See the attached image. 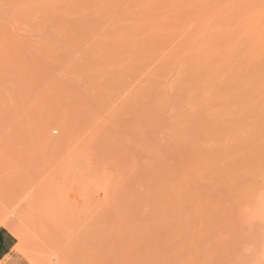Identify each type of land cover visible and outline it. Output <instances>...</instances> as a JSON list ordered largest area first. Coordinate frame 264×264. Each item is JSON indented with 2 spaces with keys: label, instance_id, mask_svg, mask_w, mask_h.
I'll list each match as a JSON object with an SVG mask.
<instances>
[{
  "label": "rangeland",
  "instance_id": "rangeland-1",
  "mask_svg": "<svg viewBox=\"0 0 264 264\" xmlns=\"http://www.w3.org/2000/svg\"><path fill=\"white\" fill-rule=\"evenodd\" d=\"M130 1L0 0V218L30 264H264L263 58L225 59V0Z\"/></svg>",
  "mask_w": 264,
  "mask_h": 264
},
{
  "label": "bare ground",
  "instance_id": "bare-ground-1",
  "mask_svg": "<svg viewBox=\"0 0 264 264\" xmlns=\"http://www.w3.org/2000/svg\"><path fill=\"white\" fill-rule=\"evenodd\" d=\"M110 1H112V0H110ZM113 1H115V0H113ZM163 1V0H162ZM162 1H159V2H161L162 3ZM195 1H198V3H196ZM200 1H202V2H205V5H206V3H207V5L208 6H206L207 7V9H209L210 10V8H214V9H219V7L217 8L216 6L219 4V2H220V0H175V7L179 10L180 9V6L181 5H183V4H185V3H188L190 6L193 4V5H196V4H199V2ZM241 2V1H240ZM113 3V2H112ZM111 3V4H112ZM133 3H135L134 1L132 2V4H131V1L129 0V2H128V0H127V6H126V8H128V9H126L125 11H124V13H123V15H126L127 16V19L129 20V17H132L133 19H134V15H135V13H137L136 11H133V9H134V7L132 6L133 5ZM187 4V5H188ZM241 4V3H240ZM110 5V4H109ZM144 5V4H143ZM165 4H158V7H157V9H154L153 7H151V6H149V5H145V6H143V9H142V11L141 12H139L138 14L140 15H142V16H144V17H148L149 15H151L150 16V23H148V24H141V23H139L137 26H136V33L137 32H139V33H141V32H143L144 33V35H146L145 36V38L143 39V40H141V41H138V42H134V43H131V44H124L123 43V46H122V44H119V45H121V46H118V48H116L115 49V47H113V44H112V46H108V49L109 48H111V50L112 51H114L115 50V52H116V54L115 53H113V56H114V54L116 55V57H121L120 55H121V50L123 49V48H125V47H133L134 46V48H135V50H136V52H134V55H135V53L136 54H138V53H140V52H142L141 50H145L144 52H147V50H148V47L150 46V45H152V44H154V42L156 43L157 41H161L162 43H167L168 42V40H167V38H168V36L169 35H164V33H165V31H169L172 27H176L177 25H172V24H169L170 22H168L167 20H165L164 18H163V11H162V9H163V6H164ZM186 5V4H185ZM192 5V6H193ZM200 5H202V4H200ZM242 5V6H241ZM241 5H239V2H238V0H225V1H223V3L222 4H219V6H220V8H221V11L223 12V14H222V16L224 15V17H223V19L222 18H220V17H218V18H220V19H222L221 20V22H219V27H222V28H228V29H232V28H234V27H236V32H234V34L235 33H237L236 35H238L239 36V38H238V40H236V41H234L232 38V42L231 43H229L228 45V52L226 53V55H225V59H227L230 55H231V53H233L234 54V51L236 52V50H237V48L239 47V46H241L242 45V47L241 48H243L244 50H246L247 52L249 51V52H251V54H257V55H261L260 57H262L263 58V60H264V0H243V2H242V4ZM191 6V7H192ZM199 6V5H198ZM203 6V5H202ZM116 3L113 5V9H115V11L117 10L116 9ZM196 7V6H195ZM216 7V8H215ZM142 8V7H141ZM164 8H167V6L165 5L164 6ZM199 8V7H198ZM205 8V7H204ZM203 8V10H205ZM81 9V8H80ZM201 9H202V7H201ZM213 10V9H212ZM120 11H122V10H117V12L119 13ZM211 11H209V13H210ZM117 13V14H118ZM217 13H220V12H217ZM216 13V14H217ZM120 14V16L122 15L121 13H119ZM214 14H215V12H214ZM120 16H118V17H120ZM251 16H254L253 18L254 19H251V21H249L250 20V18H251ZM207 18V17H206ZM215 18V17H214ZM257 18V19H256ZM204 19V18H203ZM216 19V18H215ZM214 19V20H215ZM208 20V19H207ZM175 21V20H174ZM255 21V22H254ZM206 22V21H205ZM209 22V21H208ZM211 22V21H210ZM252 23H255L257 26L256 27H253V28H251V25H252ZM176 24V23H175ZM207 24V23H206ZM77 26V25H76ZM179 26V25H178ZM201 27V26H200ZM212 27V26H211ZM158 28H160L161 29V32H163L162 34L160 33V34H154L153 33V29H157L158 30ZM205 28V27H204ZM221 28V29H222ZM251 28V29H250ZM175 30H176V28H174ZM177 29H181V28H178L177 27ZM214 29V28H213ZM153 30V31H152ZM172 30V29H171ZM174 30V32H176V31H178V30H176L175 31ZM220 30V29H219ZM148 32V33H147ZM172 32V31H171ZM227 33V32H226ZM153 34V35H152ZM166 34H168V33H166ZM172 34H175V33H172ZM178 34V33H177ZM179 35V34H178ZM236 35H235V37H236ZM171 36V35H170ZM177 36V35H176ZM225 36H226V34H225ZM172 37V36H171ZM229 37H231L230 35H229ZM164 38V39H163ZM170 38V37H169ZM176 38V37H175ZM225 38H227L228 39V37H225ZM236 39V38H235ZM169 40H171V38L169 39ZM188 41V40H187ZM229 41V40H228ZM111 42H113L114 43V41H110L109 42V44L111 43ZM172 42V41H171ZM170 42V43H171ZM118 43V42H117ZM162 43L161 44H159V45H162ZM254 44H255V46H254ZM108 44H106L105 45V47L107 46ZM116 45V44H115ZM118 45V44H117ZM155 45V44H154ZM168 45V44H167ZM191 45V44H190ZM189 45V46H190ZM100 46V45H99ZM98 46V47H99ZM251 46H252V49H251ZM104 47V46H103ZM113 47V48H112ZM152 47H154V46H152ZM159 47V46H158ZM171 47V46H170ZM184 47V46H183ZM188 47V46H187ZM165 48V47H164ZM189 48V47H188ZM106 49H107V47H106ZM131 49V48H130ZM157 49V48H156ZM110 50V49H109ZM126 50V49H125ZM129 50V49H128ZM127 50V51H128ZM134 51V50H133ZM132 51V52H133ZM149 51V50H148ZM150 51H151V48H150ZM123 52V51H122ZM126 52V51H125ZM241 52V51H240ZM108 53V52H107ZM111 53V52H110ZM180 53V52H179ZM239 53V52H238ZM132 54V53H131ZM141 54V53H140ZM232 54V55H233ZM241 54V53H240ZM205 57H201V58H198V63H197V65L199 64L200 66H199V69H201L200 67H201V65L203 66V65H212V64H214V66H215V61L218 59H215V57H212V56H206V54H203ZM238 55V54H237ZM250 55V54H249ZM112 57V55H110L109 54V57ZM123 56V55H122ZM133 56V54L131 55V57ZM175 56V55H174ZM214 56V55H213ZM125 57V56H124ZM134 58H135V56H133ZM132 57V58H133ZM137 57H138V55H137ZM220 57H223V56H220ZM252 57H253V55H252ZM259 57V56H258ZM115 57H113L112 59H114ZM123 58V57H122ZM139 58L140 57H138L137 59L139 60ZM136 59V60H137ZM140 59H142V57L140 58ZM260 59V58H259ZM143 60V59H142ZM133 61H135V59L133 60ZM179 61V60H178ZM195 61V60H194ZM196 61V62H197ZM204 61V62H203ZM226 61V60H225ZM260 61H262L261 59H260ZM119 62V61H118ZM142 62V61H141ZM193 62V61H192ZM257 62V61H256ZM178 63V62H177ZM189 63V62H188ZM143 64V63H142ZM183 64V63H182ZM194 64V63H193ZM218 64V63H217ZM220 64V63H219ZM226 64V63H225ZM261 64V63H260ZM162 65V64H161ZM187 65V64H186ZM195 65V64H194ZM193 65V66H194ZM197 65H196V67H197ZM223 65V64H222ZM251 65V64H250ZM206 66H204L203 67V69L206 67ZM219 66V65H218ZM208 67V66H207ZM228 67V66H227ZM226 67V68H227ZM263 67H264V63H263ZM176 68V67H175ZM189 68V67H188ZM216 68H217V66H216ZM223 69H224V67H222ZM182 69V68H181ZM187 69V68H186ZM194 69H195V67H194ZM198 69V68H197ZM202 69V71H201V73H203V70ZM206 69H208V68H206ZM243 69V68H242ZM241 69V70H242ZM172 70V69H171ZM189 70V69H188ZM208 71V70H207ZM247 71V70H246ZM264 71V70H263ZM204 72H206V71H204ZM209 72V71H208ZM237 72V71H236ZM142 74V73H141ZM191 74V73H190ZM193 74V73H192ZM194 74H195V72H194ZM204 74V73H203ZM206 74V73H205ZM236 74V73H235ZM189 76V75H188ZM194 76V75H193ZM197 76V75H196ZM200 76V75H199ZM236 76V75H235ZM246 76H247V72H243L242 74H239L238 76H236V78H238V79H241V81L242 82H244L243 84H244V86H247V87H249L247 84H246ZM155 77H157V76H155ZM191 79V78H190ZM199 79V78H198ZM201 80V79H200ZM182 81V80H181ZM257 81H259V80H257ZM255 82L256 84H254V93L255 94H261V95H263L262 93H264V80L262 81V80H260L259 82ZM176 84V83H175ZM196 84V83H195ZM166 87V86H165ZM150 88V87H149ZM188 88H190V87H188ZM227 88H232L231 87V85H228L227 86ZM253 88V87H252ZM233 91V90H232ZM221 92V91H220ZM239 93V92H238ZM252 93V92H251ZM234 94V93H233ZM232 94V95H233ZM221 95V94H220ZM241 95V94H240ZM228 96V95H227ZM226 96V97H227ZM231 96V95H230ZM218 97V96H217ZM224 97V96H223ZM223 97H222V95H221V98L223 99ZM229 97V96H228ZM184 98V97H183ZM182 98V99H183ZM233 98V97H232ZM232 98H231V100H232ZM217 99V98H216ZM215 99V100H216ZM219 99V98H218ZM217 99V100H218ZM170 100V99H169ZM249 100V99H248ZM220 101V100H219ZM227 101V100H226ZM247 101V100H246ZM259 101H260V99H259ZM258 101V102H259ZM235 102V101H234ZM257 102V103H258ZM175 103V102H174ZM215 103V102H214ZM254 104V103H253ZM169 105V104H168ZM220 105V104H219ZM225 105V104H224ZM230 105H231V103H230ZM236 105V104H235ZM242 105H243V103H242ZM256 105V104H255ZM214 106V105H213ZM213 106H211V107H213ZM172 107V106H171ZM237 108V107H236ZM243 108V107H242ZM214 110V109H213ZM232 110V109H231ZM248 110V109H247ZM239 112V111H238ZM0 228H5V229H7V230H9L14 236H16L18 239H19V241H23L24 239V237L22 238V233H21V230L19 229V226L16 224V223H14L13 221H10V220H8L7 218H5V217H3V218H0Z\"/></svg>",
  "mask_w": 264,
  "mask_h": 264
},
{
  "label": "crops",
  "instance_id": "crops-1",
  "mask_svg": "<svg viewBox=\"0 0 264 264\" xmlns=\"http://www.w3.org/2000/svg\"><path fill=\"white\" fill-rule=\"evenodd\" d=\"M19 240L9 230L0 228V264H30L18 251Z\"/></svg>",
  "mask_w": 264,
  "mask_h": 264
}]
</instances>
